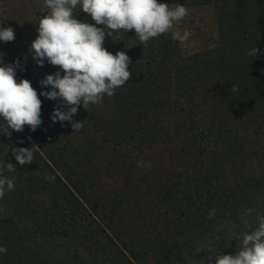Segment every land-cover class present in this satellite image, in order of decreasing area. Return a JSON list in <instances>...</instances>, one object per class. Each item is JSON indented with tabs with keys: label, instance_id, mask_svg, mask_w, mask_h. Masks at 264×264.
Masks as SVG:
<instances>
[{
	"label": "trees",
	"instance_id": "1",
	"mask_svg": "<svg viewBox=\"0 0 264 264\" xmlns=\"http://www.w3.org/2000/svg\"><path fill=\"white\" fill-rule=\"evenodd\" d=\"M158 3L188 9L172 31L189 38L173 40L170 31L145 46L135 30L106 36L107 51L130 57L131 77L101 103L79 107L80 130L53 123L54 108L67 109L40 96L36 131L0 132V164L16 165L0 168L15 183L0 199V246L8 249L0 264H214L218 255H235L242 234L258 226L264 0ZM47 11L44 0L0 5V27L15 32L14 41H0V54L6 64L19 58L17 82L28 79L38 95L51 90L40 80L59 70L47 61L37 66L29 52ZM33 145V162L20 166L11 149Z\"/></svg>",
	"mask_w": 264,
	"mask_h": 264
},
{
	"label": "clouds",
	"instance_id": "2",
	"mask_svg": "<svg viewBox=\"0 0 264 264\" xmlns=\"http://www.w3.org/2000/svg\"><path fill=\"white\" fill-rule=\"evenodd\" d=\"M44 3L48 11L38 20V36L31 42L29 52L37 66L43 67L47 61L59 70L40 80L42 88L50 86L51 90L38 95L28 79L17 82V70H23L19 58L6 64L0 54V121H3L0 132L5 136L10 137L13 131L22 132L25 126L33 132L41 126L40 96L60 100L67 109L62 110L60 105L54 108L53 123L68 122L74 131L80 130L83 122L73 119L79 107L82 105L86 110L89 105L101 103L105 95L113 96L131 77V60L126 52L112 54L103 46L106 36L112 37L113 32L135 30L145 46L151 39L170 31L173 40H187L190 35L187 31L182 36L172 31L175 24L188 15L183 4L170 6L158 0H44ZM78 7L95 24L75 18ZM105 27L110 31H105ZM14 40L12 27H0V41ZM259 51L255 46L248 55L255 58ZM232 90L237 91V86L233 85ZM36 148L35 145L12 148L11 152L19 165L24 166L33 162ZM138 166L146 165L138 162ZM0 168L12 172L16 165L3 163ZM45 179L54 181L55 177L46 176ZM14 188V180L0 173V199ZM211 214L214 209L210 210ZM257 225L242 234L241 246L235 255H218L214 264H264V215L257 216ZM7 251L6 246H0V254Z\"/></svg>",
	"mask_w": 264,
	"mask_h": 264
},
{
	"label": "rangeland",
	"instance_id": "3",
	"mask_svg": "<svg viewBox=\"0 0 264 264\" xmlns=\"http://www.w3.org/2000/svg\"><path fill=\"white\" fill-rule=\"evenodd\" d=\"M0 2H1V4H0L1 6H6V5L10 6L12 4L13 0H0ZM26 4H29V3H26ZM11 22L14 23L15 22V18ZM200 240H201L200 241V245L202 247L203 246L202 238H200ZM193 247H195V243H190V242L187 243V247H186V250H185L186 251V254L188 253V254L192 255V253H193ZM185 260H186L185 261V264H192L191 261H189L188 259H185Z\"/></svg>",
	"mask_w": 264,
	"mask_h": 264
}]
</instances>
